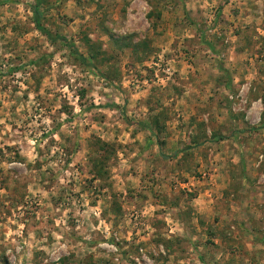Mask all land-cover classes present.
<instances>
[{"label":"rangeland","instance_id":"rangeland-1","mask_svg":"<svg viewBox=\"0 0 264 264\" xmlns=\"http://www.w3.org/2000/svg\"><path fill=\"white\" fill-rule=\"evenodd\" d=\"M0 0V264H264V0ZM63 37V38H62Z\"/></svg>","mask_w":264,"mask_h":264},{"label":"trees","instance_id":"trees-1","mask_svg":"<svg viewBox=\"0 0 264 264\" xmlns=\"http://www.w3.org/2000/svg\"><path fill=\"white\" fill-rule=\"evenodd\" d=\"M42 3H43V0H39L38 3L33 7L34 22L38 30H40L44 35L48 36L52 41H54L55 38L51 37V34L48 32V30L46 29V27L43 25V22H42V11L40 7V4Z\"/></svg>","mask_w":264,"mask_h":264}]
</instances>
